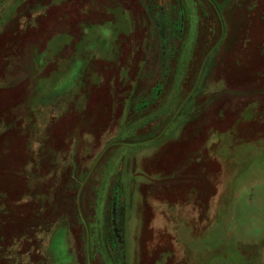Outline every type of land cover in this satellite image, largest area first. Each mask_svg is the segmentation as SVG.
Wrapping results in <instances>:
<instances>
[{
  "label": "rangeland",
  "instance_id": "1",
  "mask_svg": "<svg viewBox=\"0 0 264 264\" xmlns=\"http://www.w3.org/2000/svg\"><path fill=\"white\" fill-rule=\"evenodd\" d=\"M263 11L0 0V264H264Z\"/></svg>",
  "mask_w": 264,
  "mask_h": 264
},
{
  "label": "crops",
  "instance_id": "2",
  "mask_svg": "<svg viewBox=\"0 0 264 264\" xmlns=\"http://www.w3.org/2000/svg\"><path fill=\"white\" fill-rule=\"evenodd\" d=\"M27 66H29V64ZM17 67H18V70H17L18 74L22 73V75H24V76L21 77V78H24V79L19 78V80L20 79L24 80L25 86L29 88L28 101H27L28 104H24L25 103V99H24L25 96L24 95L20 99H18L19 100L18 101V106L20 108L19 111H22L21 112L22 123H20L18 128H19L20 133H21L22 129H24L23 131H25V133H27V128L26 127L28 125V127L30 128V125H31V122L29 121V119H32V123H34V120L36 119V117L43 116L46 113H48L51 116V118H52L51 111H52V109L55 108V103L54 104L51 103L50 106H47V104L46 105H42V104H39V103H38V105L35 104L37 102V99L40 100L41 96L44 93H46V90H45L46 89V85H44L43 81L41 82V80H39L38 83H35L34 86H33V82L32 81H30V83L29 82L26 83V81L29 79V77L26 78L25 74L26 73L30 74L31 68L27 67L26 69H24V67L21 68V67H19V65ZM39 68H40L39 64H36L35 69L38 70ZM40 82H41V84H40ZM0 90H4V89L2 87H0ZM0 119H1V115H0ZM24 123L26 124L25 126H24ZM22 124H23V127L21 126ZM28 132H29V130H28Z\"/></svg>",
  "mask_w": 264,
  "mask_h": 264
},
{
  "label": "trees",
  "instance_id": "3",
  "mask_svg": "<svg viewBox=\"0 0 264 264\" xmlns=\"http://www.w3.org/2000/svg\"><path fill=\"white\" fill-rule=\"evenodd\" d=\"M24 35H28V31H23V32H22V36H21L22 39L26 37V36H24ZM28 36H29V35H28ZM3 50H4V49L0 50V57H1V55H2ZM4 53H5V52H4ZM4 53H3V54H4ZM8 54H9V53H8ZM7 56H8V55H7ZM7 59H8V61H9V59L14 60V57L12 56V58H11V57L8 56Z\"/></svg>",
  "mask_w": 264,
  "mask_h": 264
}]
</instances>
